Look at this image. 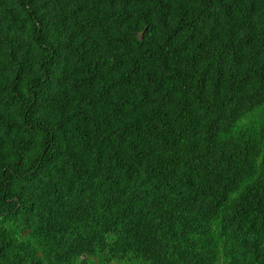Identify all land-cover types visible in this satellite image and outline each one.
<instances>
[{
  "label": "trees",
  "instance_id": "1",
  "mask_svg": "<svg viewBox=\"0 0 264 264\" xmlns=\"http://www.w3.org/2000/svg\"><path fill=\"white\" fill-rule=\"evenodd\" d=\"M0 264H264V0H0Z\"/></svg>",
  "mask_w": 264,
  "mask_h": 264
}]
</instances>
